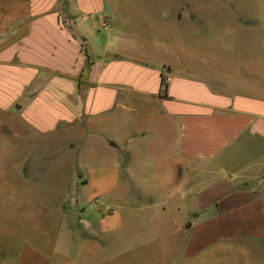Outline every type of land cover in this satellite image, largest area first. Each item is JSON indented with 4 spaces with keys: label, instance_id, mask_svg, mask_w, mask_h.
Returning a JSON list of instances; mask_svg holds the SVG:
<instances>
[{
    "label": "crops",
    "instance_id": "0c3cea01",
    "mask_svg": "<svg viewBox=\"0 0 264 264\" xmlns=\"http://www.w3.org/2000/svg\"><path fill=\"white\" fill-rule=\"evenodd\" d=\"M104 5V0H77L75 7L63 0H0V113L9 117V128H22L29 143H66L72 150L79 137L70 130L83 127L95 134L115 113L159 116L171 134L161 147L173 175L163 182L170 192L163 211L173 223L199 224L195 243L230 238L237 264H264V39L234 34L225 40L218 33L207 38L195 25L174 24L176 33L163 46L167 52L179 43L200 49L204 59L152 60L114 18L98 15L105 27L89 21ZM238 28L249 32L256 23L247 20ZM162 73L167 98L159 95ZM107 142L110 151L118 147L117 141ZM115 168L92 167L79 184L80 201L93 212H100L99 197L116 207ZM179 205L182 214L175 213ZM77 219L94 248L73 228ZM124 222L117 210L63 217L52 249L26 247L16 263L78 264L82 256L84 264L87 255L96 254V239L123 229Z\"/></svg>",
    "mask_w": 264,
    "mask_h": 264
},
{
    "label": "rangeland",
    "instance_id": "374dc122",
    "mask_svg": "<svg viewBox=\"0 0 264 264\" xmlns=\"http://www.w3.org/2000/svg\"><path fill=\"white\" fill-rule=\"evenodd\" d=\"M63 1L66 7L77 6V0ZM104 4L105 11L89 21L100 27L98 15L105 14L110 22L114 18L152 60L180 64L186 56L204 59L200 49L179 43L176 51L167 52L163 46L176 33L174 24L195 25L207 38L218 33L225 40L234 34L240 40L264 39V0H104ZM247 20L255 21V30L237 29ZM9 122L7 114L0 113V264H17L19 252L29 246L52 249L63 217L89 218L112 210L121 212L124 228L97 238L96 254L87 255L84 264H237L230 238L213 237L199 245L194 238L199 224L173 223L163 211L170 203L163 182L173 175L161 147L162 139L171 134L163 130L159 116L115 113L111 124L99 126L95 134L83 127L70 130V136L79 137L72 150L66 143H29L23 129L9 128ZM109 138L118 142L112 151ZM109 165L118 171L112 192L116 207L99 197L100 212H93L80 201L78 186L90 168ZM178 178H183L181 172ZM183 209L179 205L175 213L182 214ZM79 220L73 228L93 245ZM81 257L78 264H83Z\"/></svg>",
    "mask_w": 264,
    "mask_h": 264
},
{
    "label": "trees",
    "instance_id": "16d2710c",
    "mask_svg": "<svg viewBox=\"0 0 264 264\" xmlns=\"http://www.w3.org/2000/svg\"><path fill=\"white\" fill-rule=\"evenodd\" d=\"M168 79L165 74H161V89H160V97L167 98L168 97Z\"/></svg>",
    "mask_w": 264,
    "mask_h": 264
},
{
    "label": "built area",
    "instance_id": "2783aa9c",
    "mask_svg": "<svg viewBox=\"0 0 264 264\" xmlns=\"http://www.w3.org/2000/svg\"><path fill=\"white\" fill-rule=\"evenodd\" d=\"M105 26H106V22L103 21V22H102V27H105Z\"/></svg>",
    "mask_w": 264,
    "mask_h": 264
},
{
    "label": "water",
    "instance_id": "95a60500",
    "mask_svg": "<svg viewBox=\"0 0 264 264\" xmlns=\"http://www.w3.org/2000/svg\"><path fill=\"white\" fill-rule=\"evenodd\" d=\"M113 145H115L114 143H112Z\"/></svg>",
    "mask_w": 264,
    "mask_h": 264
}]
</instances>
